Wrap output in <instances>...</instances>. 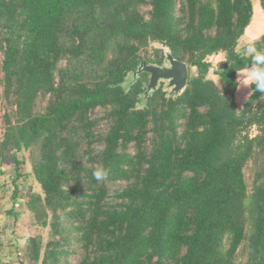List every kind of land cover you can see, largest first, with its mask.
Listing matches in <instances>:
<instances>
[{
  "label": "trees",
  "instance_id": "obj_1",
  "mask_svg": "<svg viewBox=\"0 0 264 264\" xmlns=\"http://www.w3.org/2000/svg\"><path fill=\"white\" fill-rule=\"evenodd\" d=\"M252 16L251 0H0L2 187L35 188L0 228L30 218L15 264H264V93L237 102L246 48L264 51L240 46ZM164 48L186 88L143 100L148 74L125 80Z\"/></svg>",
  "mask_w": 264,
  "mask_h": 264
},
{
  "label": "rangeland",
  "instance_id": "obj_2",
  "mask_svg": "<svg viewBox=\"0 0 264 264\" xmlns=\"http://www.w3.org/2000/svg\"><path fill=\"white\" fill-rule=\"evenodd\" d=\"M253 6V16L250 25L245 30V36L240 41V46H244L249 42L257 39L258 37L264 35V15L260 9L258 0H251ZM246 76V72H241L238 75L239 88L237 94V102L239 105L243 104L247 99L250 93L249 86L241 85L243 78ZM241 85V86H240ZM257 131L255 128H251L249 131V135L255 136ZM28 157L27 154H25ZM12 166H4L2 170L4 171V175L0 176V228L4 223H7L10 228H12V217H7L5 215V211L14 208L15 211H23L24 205L23 203L26 201L30 192L34 191L35 188L30 185H20L19 189L21 193L19 194L15 203L11 202L12 188L10 186L8 188L2 187L4 183H9L13 170ZM30 166L29 164L23 167L24 172H29ZM30 222V218L22 215L21 218L17 221L13 232L9 230L4 231L0 230V242L3 243L2 248V256L6 263L15 264V255L17 253H22V250L25 245V241L32 234H34V230L31 229L28 224Z\"/></svg>",
  "mask_w": 264,
  "mask_h": 264
},
{
  "label": "water",
  "instance_id": "obj_3",
  "mask_svg": "<svg viewBox=\"0 0 264 264\" xmlns=\"http://www.w3.org/2000/svg\"><path fill=\"white\" fill-rule=\"evenodd\" d=\"M164 59L162 65H149L140 63L135 72L128 75L125 80L126 87L130 86L141 73L148 74V83L142 99L145 100L163 83V90L168 96H178L186 88L188 70L185 63L175 60L169 50L164 48Z\"/></svg>",
  "mask_w": 264,
  "mask_h": 264
},
{
  "label": "clouds",
  "instance_id": "obj_4",
  "mask_svg": "<svg viewBox=\"0 0 264 264\" xmlns=\"http://www.w3.org/2000/svg\"><path fill=\"white\" fill-rule=\"evenodd\" d=\"M245 51L251 56L253 63L245 69L246 76L241 85L246 87L255 85L254 91L264 93V51L258 50L255 44L249 45ZM108 175L109 171L103 167H98L93 172V176L98 182L106 181Z\"/></svg>",
  "mask_w": 264,
  "mask_h": 264
}]
</instances>
